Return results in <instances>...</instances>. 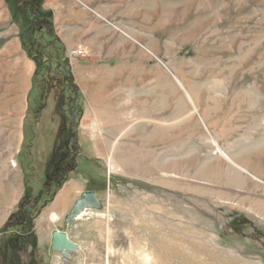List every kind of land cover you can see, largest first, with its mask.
<instances>
[{"label":"rangeland","instance_id":"1","mask_svg":"<svg viewBox=\"0 0 264 264\" xmlns=\"http://www.w3.org/2000/svg\"><path fill=\"white\" fill-rule=\"evenodd\" d=\"M80 1L0 0V52L14 40L25 73L11 104L3 54L0 229L61 167L68 111L75 168L34 221L48 264H264V0ZM87 190L99 208L65 222ZM52 229L78 244L67 262Z\"/></svg>","mask_w":264,"mask_h":264},{"label":"trees","instance_id":"2","mask_svg":"<svg viewBox=\"0 0 264 264\" xmlns=\"http://www.w3.org/2000/svg\"><path fill=\"white\" fill-rule=\"evenodd\" d=\"M29 10L30 14H33L32 10ZM34 14L37 15L35 11ZM33 17L36 16L33 15ZM49 19L50 18L47 19L46 17H41V19L38 21L40 24L38 28L41 30L44 28L46 31H48L45 26L50 24ZM44 20L48 21L49 24L43 23L42 21ZM49 40L51 42L49 44L52 45L53 48L54 43H56V46L61 44L54 35H52ZM58 70H60L61 73L63 72V81L66 82L69 88L68 91H72V95L74 94L73 97H75L77 94L76 85H74L69 75L65 73V70L62 66H60ZM66 112L71 119L74 137H76V132L73 127L75 113L72 112V114H70L68 111ZM74 137L71 144L69 145L65 159L60 164L61 167L58 168L52 179L50 178V180L46 181L36 193H31V190L28 189L27 192L29 193L27 194V198L22 197L18 201L16 208L10 213L3 227L0 229V264H48V254L47 257H45L36 244L34 221L36 220L39 213L48 206L52 198L50 197L51 185H54L57 181L62 180L68 173V170L71 171L74 170L72 168H75V161L73 158L75 157L76 153L74 146H72L74 142L76 143V139H74ZM72 161L73 164L70 165V162ZM66 163L68 164L67 167ZM48 183H50V185ZM49 264H51L50 260Z\"/></svg>","mask_w":264,"mask_h":264},{"label":"water","instance_id":"3","mask_svg":"<svg viewBox=\"0 0 264 264\" xmlns=\"http://www.w3.org/2000/svg\"><path fill=\"white\" fill-rule=\"evenodd\" d=\"M100 201L93 190L83 191L81 196L75 201L65 217V222L72 221L84 208H99ZM51 251L59 252L64 262L69 260V255L78 249V244L72 241L63 230L52 229L50 232Z\"/></svg>","mask_w":264,"mask_h":264},{"label":"bare ground","instance_id":"4","mask_svg":"<svg viewBox=\"0 0 264 264\" xmlns=\"http://www.w3.org/2000/svg\"><path fill=\"white\" fill-rule=\"evenodd\" d=\"M79 46H84V45H79ZM86 47V46H85ZM3 54H11L13 56H15L16 58V62L14 63H10V64H7L5 66V70L10 72V71H14V78L15 80L19 83V86L18 87H9L11 90L14 89L15 93L12 94V97H9L8 98V101L12 104L15 102V100H18L20 98V95L19 93L21 94V91H22V88H23V83H24V76H25V73L23 72L24 69H23V66H22V61L17 57L18 55V51H17V46L15 44V41L14 40H11L9 42V44H7L4 48V50L2 52H0V60L2 59V57L4 56ZM9 86V85H8ZM16 98V99H15ZM9 103V104H10ZM3 104H8V103H3ZM10 104V105H11ZM6 107V106H5ZM17 108V107H16ZM8 112V111H7ZM12 115V114H11ZM12 165L15 166V164L12 162ZM157 169V168H156ZM0 197H3V198H0L1 200H10L12 194H11V191H10V186H7L6 184H2L0 186ZM68 192H66L65 195H67ZM65 200H66V197L64 196L61 201L59 200L57 203H62L63 205L65 204ZM54 214H52L53 216Z\"/></svg>","mask_w":264,"mask_h":264},{"label":"built area","instance_id":"5","mask_svg":"<svg viewBox=\"0 0 264 264\" xmlns=\"http://www.w3.org/2000/svg\"><path fill=\"white\" fill-rule=\"evenodd\" d=\"M85 54H86V47L85 46H76V47L68 49V51H67V55L69 57L83 56Z\"/></svg>","mask_w":264,"mask_h":264},{"label":"crops","instance_id":"6","mask_svg":"<svg viewBox=\"0 0 264 264\" xmlns=\"http://www.w3.org/2000/svg\"><path fill=\"white\" fill-rule=\"evenodd\" d=\"M78 4H82V7H84V8H86V6H87L86 4H83L80 0H78ZM70 187L66 188L67 190H70L71 189L68 195H70L71 192H72V190H73V186H70Z\"/></svg>","mask_w":264,"mask_h":264}]
</instances>
